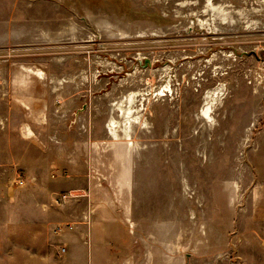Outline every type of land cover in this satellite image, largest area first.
<instances>
[{
  "label": "rangeland",
  "instance_id": "obj_1",
  "mask_svg": "<svg viewBox=\"0 0 264 264\" xmlns=\"http://www.w3.org/2000/svg\"><path fill=\"white\" fill-rule=\"evenodd\" d=\"M0 19V256L59 260L94 182L153 232L90 236L81 264L123 243L121 264H264V0H0Z\"/></svg>",
  "mask_w": 264,
  "mask_h": 264
},
{
  "label": "crops",
  "instance_id": "obj_2",
  "mask_svg": "<svg viewBox=\"0 0 264 264\" xmlns=\"http://www.w3.org/2000/svg\"><path fill=\"white\" fill-rule=\"evenodd\" d=\"M7 1V0H6ZM16 1L17 0H12ZM16 26H13L11 24H7V21L3 19V21L0 19V33L6 32L8 34V39H3L2 42L4 44L11 43L13 41V38L9 35ZM4 30V31H3ZM18 40H15L14 43L17 44ZM19 78L15 81L18 84ZM121 180V177L119 178V182ZM130 181V175L129 179ZM118 182V183H119ZM92 185H90L88 196L90 197L89 202L87 201L79 214L81 221L75 222L71 220L72 213L71 210L68 209V224L64 225L61 231L62 233H66L63 237V241L67 245V247L63 246L59 249V256L60 259L57 260L54 258L53 264H81L77 257L75 256L78 251L82 250V243H85L86 238L90 236H97L99 233H110L111 236H128L127 234H124L122 232V227L125 224L126 221L130 223L132 227L131 236H134V240L136 236H139V230L141 231V236H152L153 230L149 231L148 227L146 225V222L144 220L143 214H137V208L139 206L135 203L124 201L122 196V191L117 196L119 200H123L121 202H115L112 193L105 192L103 188H99V186L95 185L94 182H91ZM124 191L127 192V195L129 197H133V193L131 192V189L129 188V182L124 187ZM116 194V193H115ZM141 216L140 222H136L134 217ZM77 216V215H74ZM162 227V226H160ZM94 229V232H93ZM158 231L160 229V235H162L161 228H157ZM71 254V255H70ZM74 254V255H73ZM70 255V256H69ZM73 255V259H71V256ZM136 251H130L129 245H126V243H123L121 246V249L118 254H116L115 257H117V260H114L116 262H119V264L123 263L122 260L126 261V258H132L135 257ZM23 257H25V263L24 264H38L39 262V255L30 252L25 254ZM121 257V258H118ZM116 259V258H115ZM10 259L8 260V256H0V264H9ZM135 264V262H134Z\"/></svg>",
  "mask_w": 264,
  "mask_h": 264
},
{
  "label": "built area",
  "instance_id": "obj_3",
  "mask_svg": "<svg viewBox=\"0 0 264 264\" xmlns=\"http://www.w3.org/2000/svg\"><path fill=\"white\" fill-rule=\"evenodd\" d=\"M3 85V83H2V75L0 74V90H1V86ZM62 230V228H59L58 229V231H61Z\"/></svg>",
  "mask_w": 264,
  "mask_h": 264
}]
</instances>
